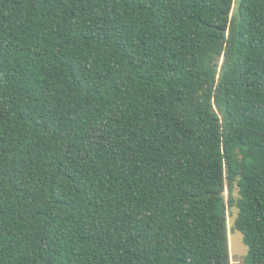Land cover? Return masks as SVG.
Returning a JSON list of instances; mask_svg holds the SVG:
<instances>
[{
	"label": "trees",
	"instance_id": "1",
	"mask_svg": "<svg viewBox=\"0 0 264 264\" xmlns=\"http://www.w3.org/2000/svg\"><path fill=\"white\" fill-rule=\"evenodd\" d=\"M232 208L264 264V0H0V264H232Z\"/></svg>",
	"mask_w": 264,
	"mask_h": 264
},
{
	"label": "rangeland",
	"instance_id": "2",
	"mask_svg": "<svg viewBox=\"0 0 264 264\" xmlns=\"http://www.w3.org/2000/svg\"><path fill=\"white\" fill-rule=\"evenodd\" d=\"M225 193H228V189H226ZM237 214V209L232 208L231 213L229 215V227H231V231L229 234V245H230V253H231V263L232 264H245V258L248 253V247L243 241V236L239 231H233L232 227L234 225V220Z\"/></svg>",
	"mask_w": 264,
	"mask_h": 264
}]
</instances>
